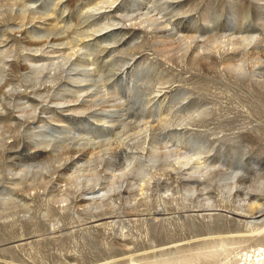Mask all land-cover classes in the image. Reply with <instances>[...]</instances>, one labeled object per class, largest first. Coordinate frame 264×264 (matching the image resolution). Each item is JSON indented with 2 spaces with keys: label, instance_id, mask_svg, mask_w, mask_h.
I'll return each mask as SVG.
<instances>
[{
  "label": "rangeland",
  "instance_id": "1",
  "mask_svg": "<svg viewBox=\"0 0 264 264\" xmlns=\"http://www.w3.org/2000/svg\"><path fill=\"white\" fill-rule=\"evenodd\" d=\"M0 264H264V0H0Z\"/></svg>",
  "mask_w": 264,
  "mask_h": 264
},
{
  "label": "bare ground",
  "instance_id": "2",
  "mask_svg": "<svg viewBox=\"0 0 264 264\" xmlns=\"http://www.w3.org/2000/svg\"><path fill=\"white\" fill-rule=\"evenodd\" d=\"M11 3V2H10ZM22 16H24V15H22ZM21 16V17H22ZM33 21V20H32ZM47 36V35H46ZM50 79V78H49ZM186 159V158H185ZM251 204V203H250ZM254 207V206H253ZM246 222L248 223V224H251L252 222H254V221H252V220H246ZM262 254V252H258L256 255H261ZM250 256V255H249ZM254 258H257V257H254ZM263 258V257H262Z\"/></svg>",
  "mask_w": 264,
  "mask_h": 264
}]
</instances>
